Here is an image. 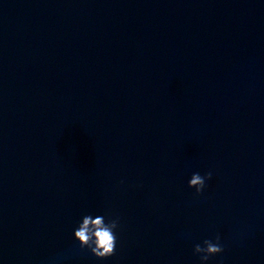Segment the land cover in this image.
<instances>
[{
    "label": "water",
    "instance_id": "95a60500",
    "mask_svg": "<svg viewBox=\"0 0 264 264\" xmlns=\"http://www.w3.org/2000/svg\"><path fill=\"white\" fill-rule=\"evenodd\" d=\"M217 234L207 264H264V0H0V264H201Z\"/></svg>",
    "mask_w": 264,
    "mask_h": 264
},
{
    "label": "clouds",
    "instance_id": "9594fccd",
    "mask_svg": "<svg viewBox=\"0 0 264 264\" xmlns=\"http://www.w3.org/2000/svg\"><path fill=\"white\" fill-rule=\"evenodd\" d=\"M212 172L209 171L205 176L194 173L189 181V187L196 190L197 195L203 194L206 181L212 179ZM120 227V218H111L106 221L105 216L85 215L82 223L74 232L75 239L79 241L81 249L90 250L98 259H107L115 255L117 245L116 231ZM224 247L221 243V236L217 234L215 242L204 240L203 246L196 244L195 254L199 255L201 264H207L213 256L223 253Z\"/></svg>",
    "mask_w": 264,
    "mask_h": 264
}]
</instances>
